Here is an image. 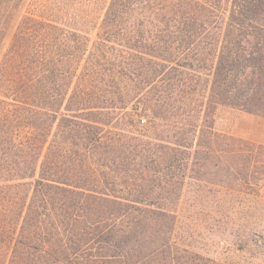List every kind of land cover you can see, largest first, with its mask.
I'll return each mask as SVG.
<instances>
[{"label":"rangeland","instance_id":"1","mask_svg":"<svg viewBox=\"0 0 264 264\" xmlns=\"http://www.w3.org/2000/svg\"><path fill=\"white\" fill-rule=\"evenodd\" d=\"M130 1L134 3L131 5L142 3L137 6L138 11L133 12L128 23L130 27L145 22L141 18L145 13L147 19H153L148 13L154 9H166L164 17H171L165 18L160 24L163 28L155 29L153 34L157 40L154 48L164 58H178V52H213L222 47L238 51L262 49L264 52L263 46L253 42L223 41V34L233 29L243 36L264 34V8L262 12H254L250 10L248 0H177L181 6L174 10L175 13L167 7L171 5L172 8L175 0ZM110 2L0 0L2 64L19 61L21 53L31 48L29 32L34 26L33 20L53 21L62 27L55 38L48 36L41 25H36L33 30V34L39 32L47 36L46 47L51 56L62 55L61 49L57 48L62 39L78 41L80 45L87 42L88 49L80 57L78 68L82 77L85 75L98 84L101 97L109 99V102L104 101L107 107L99 116L104 124L103 132L130 148L134 158V161L128 160V168L134 172L135 181L131 179L132 172L129 175L119 167H112L110 161L109 167H104L103 163L99 171L100 188H108L109 194L135 196L132 191L137 188L143 173L141 167L152 170L155 166L159 170L156 175L160 185L150 181L149 176L144 195L135 193L144 196L148 204L145 205L148 209L146 218L149 219L144 223L142 233L132 238L135 250L122 263L98 259L95 264H136L144 258L142 264H264V145L239 135L245 131L252 134L256 123L254 118H264V82L259 87L260 93L257 91L260 99L249 107L250 110L228 104H216L212 108L205 106L211 80L208 75L211 60L203 67L205 69L202 68L201 79L197 72L188 68L176 67L166 71L165 66L149 59L145 60L148 64L142 62L143 65L138 66L135 55L142 54L141 51L119 48L113 41L112 22L104 23ZM185 6L193 12L186 21L183 19ZM62 56L66 58V52ZM91 60L101 72H108L111 76L90 74L87 69ZM132 61L135 64L131 65ZM150 66L157 67L158 72L153 70L150 73ZM112 67L121 77L119 92L112 79ZM159 70H165V75ZM60 74L63 77L59 76L58 83L61 84L62 78L65 83L67 70L65 73L60 71ZM101 76L105 78L104 82L99 81ZM191 81V85L199 83L198 91L190 92V87H182L183 82ZM173 86L176 93H171ZM53 92L52 97L56 98V88ZM186 99L189 105L184 108ZM168 109L171 110L169 114ZM164 116H169L168 120H162ZM211 126L214 133H211ZM181 127L191 129L189 148L171 142L180 140L177 132L182 131ZM137 134L162 143H167L170 138L169 144L175 149L171 154H177L175 163L151 162L147 166V163L139 162L136 154L141 150H138L141 143L134 138ZM229 136L235 140H228ZM123 145L118 147L125 152ZM143 174L147 175L146 172ZM13 178L0 172V264H16L13 241L17 225L14 228L13 220L23 195H18V190L12 186L15 184ZM24 182L20 191L29 199L33 179ZM107 206L93 203V212H101L100 216L109 214L112 202ZM152 251L156 252L151 254ZM148 255L151 257L147 258Z\"/></svg>","mask_w":264,"mask_h":264},{"label":"trees","instance_id":"2","mask_svg":"<svg viewBox=\"0 0 264 264\" xmlns=\"http://www.w3.org/2000/svg\"><path fill=\"white\" fill-rule=\"evenodd\" d=\"M131 3L130 0H111L104 23L112 22L113 41L119 48L141 51L142 54L135 55L138 66L149 59L165 66L166 71L176 67L188 68L197 72L201 79L202 68L211 60L208 74L211 80L205 106L212 108L216 104H228L250 110L251 105H256L255 101L260 99L257 91L260 93L259 87L264 82L262 49L238 51L222 47L213 52H178V58H164L154 48L157 40L153 34L155 29L163 28L160 24L165 18L171 17H164L166 9H154L148 13L153 15L151 18L154 17V20L147 19L145 13L141 16L145 22L130 27L128 23L134 16L133 12L138 11L137 6L142 4ZM248 4L254 12H262L264 8L263 0H248ZM180 6L179 1L175 0L172 8L171 5L167 7L175 13L174 10L180 9ZM189 9V6H185V21L193 15ZM33 21L34 26L29 32L31 48L21 53L19 61L8 62L10 66L0 63V172L13 176L15 184L12 186L18 190V195H23L20 196L21 202L13 220L14 228L17 225L12 248L14 261L16 264H95L100 259L122 263L135 250L132 238L142 233V228L149 220L146 218L148 209L145 205L148 204L144 196L135 193L144 195L149 176L150 181L160 185L156 175L159 170L155 166L152 170L141 167L147 175L141 174L137 188L132 191L135 196L109 194L108 188H100L102 180L99 171L103 163L104 167H109L110 161L112 167H119L129 175L132 172L131 179L135 181L134 172L128 168V160L134 161L132 150L119 144L116 137H109L103 132L104 124L99 116L107 107L104 101L109 102V99L106 96L102 98L98 84L91 82L85 75L82 77L78 68L80 57L88 49L87 42L80 45L78 41L62 39L57 48L61 49L62 55L66 52L67 57L51 56L46 47L47 36L39 32L33 34V30L36 25H41L48 36L55 38L57 31L63 30L62 27L53 21ZM223 36L226 43L233 41L241 44L246 41L264 48V34L243 36L233 29L226 31ZM91 61L87 69L90 74L111 76L108 72H101V68ZM168 63L172 64L166 66ZM133 64L135 62L132 61ZM150 68V73L158 69L153 66ZM104 69L106 71L107 68ZM65 70V83L62 78L60 84L58 78L63 77L60 71L65 73ZM160 71L165 75V70ZM117 73L112 67V79L119 92L121 86L118 81H121V77ZM51 75H54L53 79ZM104 80L103 76L99 79L101 82ZM191 83L183 82L182 87H190V92L198 91L199 83ZM176 87L173 86L171 93H176ZM54 88L56 98L52 97ZM187 104L186 99L184 108ZM166 111L169 114L171 110ZM168 118L164 116L162 120ZM191 129L181 127L182 131L177 132L180 140L171 141L169 138L167 143L142 134L134 135L141 143L138 146V150H141L136 154L137 160L147 163V166L151 162L162 161L172 162L168 165L174 164L177 154H171L175 150L172 144L191 147L188 141ZM210 129L214 133L212 126ZM228 140L235 138L229 136ZM170 141L174 143L169 144ZM120 145L127 151L122 152L118 147ZM27 179H33L29 199L28 195L26 197L20 191ZM110 202L112 211L109 214L100 216L101 212H93V203L108 207ZM6 228L8 230V226ZM145 260L136 264H142Z\"/></svg>","mask_w":264,"mask_h":264},{"label":"crops","instance_id":"3","mask_svg":"<svg viewBox=\"0 0 264 264\" xmlns=\"http://www.w3.org/2000/svg\"><path fill=\"white\" fill-rule=\"evenodd\" d=\"M256 123L253 126V133L248 134L246 131L239 135L255 142L264 145V118H254Z\"/></svg>","mask_w":264,"mask_h":264}]
</instances>
